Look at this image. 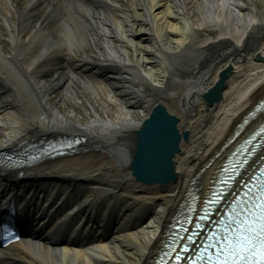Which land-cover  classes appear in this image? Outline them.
Wrapping results in <instances>:
<instances>
[{"label":"bare ground","instance_id":"obj_1","mask_svg":"<svg viewBox=\"0 0 264 264\" xmlns=\"http://www.w3.org/2000/svg\"><path fill=\"white\" fill-rule=\"evenodd\" d=\"M263 96L264 0H0V150L84 137V151L30 169L26 187L49 216L60 211L52 237L94 231L79 248L21 240L6 264H146ZM156 107L176 120L174 179L145 185L132 172L136 133ZM3 175L0 188L25 186Z\"/></svg>","mask_w":264,"mask_h":264},{"label":"snow or ice","instance_id":"obj_2","mask_svg":"<svg viewBox=\"0 0 264 264\" xmlns=\"http://www.w3.org/2000/svg\"><path fill=\"white\" fill-rule=\"evenodd\" d=\"M162 133L163 129L156 127L145 131L148 147L140 161L145 168H151L155 163L151 145ZM231 181L232 177H229L227 181L218 182L225 186L223 192L213 190L210 193L194 228L181 227L187 233V242L179 250L172 248L171 244L166 245L171 251L161 256L159 264H167L165 257L174 264H185V261L187 264H264V168L259 169V174L253 173L248 180H242L239 191L232 189ZM229 191L233 198L225 213L211 221L219 227L209 229L201 240L205 227L201 222L210 221L212 216L207 206L219 204Z\"/></svg>","mask_w":264,"mask_h":264},{"label":"water","instance_id":"obj_3","mask_svg":"<svg viewBox=\"0 0 264 264\" xmlns=\"http://www.w3.org/2000/svg\"><path fill=\"white\" fill-rule=\"evenodd\" d=\"M176 120L168 115L162 107H156L150 118L146 120L139 132L136 133L138 147L137 156L132 165L135 178L145 184H166L174 179V170L171 158L177 151L179 136L175 129ZM162 128L163 133L151 145L155 154V163L151 168H145L141 158L148 147L145 131L148 128Z\"/></svg>","mask_w":264,"mask_h":264}]
</instances>
